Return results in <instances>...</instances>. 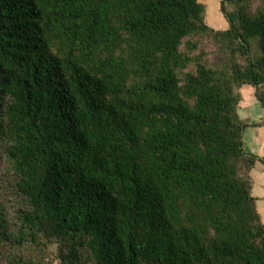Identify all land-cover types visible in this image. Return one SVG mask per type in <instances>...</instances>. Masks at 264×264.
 Returning <instances> with one entry per match:
<instances>
[{
    "label": "trees",
    "instance_id": "16d2710c",
    "mask_svg": "<svg viewBox=\"0 0 264 264\" xmlns=\"http://www.w3.org/2000/svg\"><path fill=\"white\" fill-rule=\"evenodd\" d=\"M253 2L222 0L219 30L201 0H0L10 264H53L51 247L58 264H264L239 115L244 86L264 109Z\"/></svg>",
    "mask_w": 264,
    "mask_h": 264
},
{
    "label": "crops",
    "instance_id": "0c3cea01",
    "mask_svg": "<svg viewBox=\"0 0 264 264\" xmlns=\"http://www.w3.org/2000/svg\"><path fill=\"white\" fill-rule=\"evenodd\" d=\"M244 91L239 106V115L248 124L243 134V149L259 159L250 176L254 182L257 208L264 222V109L256 98L254 87L247 86Z\"/></svg>",
    "mask_w": 264,
    "mask_h": 264
},
{
    "label": "rangeland",
    "instance_id": "374dc122",
    "mask_svg": "<svg viewBox=\"0 0 264 264\" xmlns=\"http://www.w3.org/2000/svg\"><path fill=\"white\" fill-rule=\"evenodd\" d=\"M201 3L205 5L206 7V18L208 24L215 28V29H226L229 27V24L227 22V19L225 17V13L222 10V0H201ZM259 5V0H254L252 3V8L255 9L256 6ZM226 11L229 13L236 12L237 7L231 6V5H225ZM205 52L209 56V60L212 61L213 64H220L222 63V60L227 59V54L224 51L223 48L218 47L213 44V42L209 41L208 39H205ZM244 86L242 89H240V96L242 101V96L244 94L245 90ZM244 98V97H243ZM4 167H0V204H4L7 208V211L12 213V206L15 205V197H13V191H8V188L11 186V179L5 177V171ZM10 250L8 248H0V261L3 262L2 264H10L8 253ZM25 255V259L29 260L32 258V251H27L23 253ZM36 255L34 254V257ZM46 261L58 264V261L55 260L56 256V250L55 248L51 247L48 249L47 255H46ZM26 260V261H27Z\"/></svg>",
    "mask_w": 264,
    "mask_h": 264
}]
</instances>
